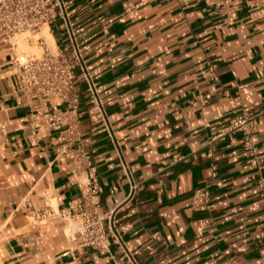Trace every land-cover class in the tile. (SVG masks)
I'll return each instance as SVG.
<instances>
[{
    "label": "crops",
    "instance_id": "crops-1",
    "mask_svg": "<svg viewBox=\"0 0 264 264\" xmlns=\"http://www.w3.org/2000/svg\"><path fill=\"white\" fill-rule=\"evenodd\" d=\"M221 1L68 0L106 116L76 83V145L90 155L98 200L115 209L137 264L264 263V201L241 135L211 140L243 111L260 112L253 140L264 154V8ZM57 24L51 36L64 45ZM11 44L0 34V264H124L115 245L110 254L71 249L75 223L57 211L81 196L88 169L75 173L53 141L60 127L19 93ZM210 62L216 81L208 80ZM197 91L206 105L191 103ZM25 200L54 214L33 220L16 207Z\"/></svg>",
    "mask_w": 264,
    "mask_h": 264
},
{
    "label": "built area",
    "instance_id": "built-area-1",
    "mask_svg": "<svg viewBox=\"0 0 264 264\" xmlns=\"http://www.w3.org/2000/svg\"><path fill=\"white\" fill-rule=\"evenodd\" d=\"M244 1L247 10L264 8V0ZM228 2L229 0H223L217 6ZM67 5L68 0H0V34L9 42L13 40L11 47L15 52L11 66L17 74L19 93L34 101V110L46 111L47 123L50 126L60 127L53 141L60 144L61 152L72 160L75 173L79 174L88 169L81 196L73 204L57 211L62 220L75 223V230L70 236L71 249L90 247L100 254H110L111 246L115 245L125 257L124 264H137L113 222L115 209L104 208L98 200L96 188L92 183L96 169L92 165L90 155L76 145L80 140L81 122L76 83H84L94 110L104 121L106 116L88 66L71 31ZM58 22L65 27L68 35L64 45L56 44L55 41L52 45L46 36L41 34L47 27L52 35ZM22 35L29 42L36 36L35 43L40 52L19 51L15 40ZM208 72L209 81L218 79L215 63H208ZM207 102L208 97L199 91L192 96L191 103L204 106ZM59 104L64 106L59 108ZM259 114L260 112L243 111L231 118L211 140L223 139L234 132L240 133L246 162L256 170L255 187L264 201V154L258 151L253 140L255 118ZM120 171L130 179V189L133 192L137 182L131 178L128 166L123 164ZM200 196L206 200L208 192L204 191ZM16 207L38 221L54 214L49 207H36L29 200L17 204ZM261 218L264 225V212Z\"/></svg>",
    "mask_w": 264,
    "mask_h": 264
},
{
    "label": "rangeland",
    "instance_id": "rangeland-1",
    "mask_svg": "<svg viewBox=\"0 0 264 264\" xmlns=\"http://www.w3.org/2000/svg\"><path fill=\"white\" fill-rule=\"evenodd\" d=\"M55 28H56V30H58L57 33H59L60 32V30H59V24H56ZM35 38H36V36H34L32 38V41L29 42L26 39H24V35L17 37L16 40H15V42L17 43L18 50L19 51H24V52H40V48H38L37 45H36V43H35ZM47 41L50 44H52V45L54 43V42H51L48 39H47ZM67 223H68L69 226H72V222L71 221H67Z\"/></svg>",
    "mask_w": 264,
    "mask_h": 264
},
{
    "label": "bare ground",
    "instance_id": "bare-ground-1",
    "mask_svg": "<svg viewBox=\"0 0 264 264\" xmlns=\"http://www.w3.org/2000/svg\"><path fill=\"white\" fill-rule=\"evenodd\" d=\"M42 33L46 36V38L48 40H50L51 42H53V39H52V36L50 34V32L47 30V27H45L43 30H42ZM41 33V34H42ZM54 44V43H53Z\"/></svg>",
    "mask_w": 264,
    "mask_h": 264
}]
</instances>
